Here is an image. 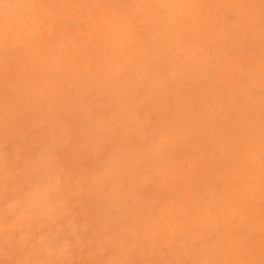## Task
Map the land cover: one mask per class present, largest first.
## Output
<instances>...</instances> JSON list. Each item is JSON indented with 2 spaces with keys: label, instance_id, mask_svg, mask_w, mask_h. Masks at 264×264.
<instances>
[{
  "label": "bare ground",
  "instance_id": "obj_1",
  "mask_svg": "<svg viewBox=\"0 0 264 264\" xmlns=\"http://www.w3.org/2000/svg\"><path fill=\"white\" fill-rule=\"evenodd\" d=\"M262 15L0 0V264H260Z\"/></svg>",
  "mask_w": 264,
  "mask_h": 264
},
{
  "label": "snow or ice",
  "instance_id": "obj_2",
  "mask_svg": "<svg viewBox=\"0 0 264 264\" xmlns=\"http://www.w3.org/2000/svg\"><path fill=\"white\" fill-rule=\"evenodd\" d=\"M261 5H262V8H264V0H261ZM261 27H262V31H264V15H262ZM262 77H264V73H262ZM172 119H175V117H172ZM260 139H261V146H262V150L260 152L261 170H262V174H264V128L261 129ZM94 147L96 148L97 151H100L102 152L103 155L107 156L109 155L111 151L112 145L111 144H98V145H94ZM97 264H104V262L100 261V262H97ZM127 264H133V262L129 261L127 262ZM172 264H189V262L173 261ZM197 264H204V262L203 261L197 262ZM207 264H222V262L209 261L207 262ZM242 264H249V262L245 261V262H242ZM260 264H264V260H261Z\"/></svg>",
  "mask_w": 264,
  "mask_h": 264
}]
</instances>
